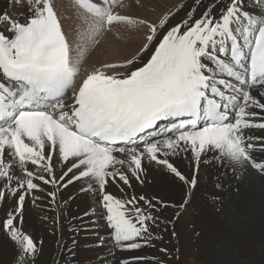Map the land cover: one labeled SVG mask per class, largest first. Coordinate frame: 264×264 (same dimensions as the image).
Instances as JSON below:
<instances>
[{"label": "snow or ice", "instance_id": "6c2138e0", "mask_svg": "<svg viewBox=\"0 0 264 264\" xmlns=\"http://www.w3.org/2000/svg\"><path fill=\"white\" fill-rule=\"evenodd\" d=\"M11 3L24 12H0V201L10 195L15 207L0 223L17 245L18 264L29 259L34 264L36 258V241L16 226L18 218L23 222L27 196L44 191L35 180L56 187L47 192L53 203L61 187L78 181L85 182L81 191L98 188L112 239L122 251H132L156 238L151 224L157 217L151 211L156 206L143 195L124 198L106 191L109 180L130 185L125 168L142 183L147 159L195 187V175L189 181L170 157L190 151L198 171L202 155L212 152L241 170L240 178L249 166L264 175V162L251 154L254 139L264 152V137L247 135L251 128L264 129V117L256 122L258 113L252 111L264 110L252 93L264 89V12L254 15L244 0H226L197 18L202 0H193L175 24V13L159 23L140 20L147 28L142 48L123 63L102 64L77 86L78 61L54 0ZM113 6V0L73 3L85 31L137 23ZM57 162L63 166L58 180Z\"/></svg>", "mask_w": 264, "mask_h": 264}, {"label": "bare ground", "instance_id": "6f19581e", "mask_svg": "<svg viewBox=\"0 0 264 264\" xmlns=\"http://www.w3.org/2000/svg\"><path fill=\"white\" fill-rule=\"evenodd\" d=\"M126 1L130 7V1ZM135 2L138 8H134L130 11L132 14L128 15H132L133 18H130L137 23L132 25L120 23L124 29L102 33L98 38H94L92 47L86 38H90L96 32H90V27L86 26L87 31L83 29L72 34L62 16V26L71 44L74 61L85 58L89 63L79 70L77 86L87 73L100 68L102 64L123 63L142 48L147 28L139 25L140 20L159 23L166 14L175 13L171 20V23L175 24L185 16L193 4V0H135ZM223 3H226V0H202L195 15L199 18L209 5L222 6ZM4 5L5 0H0V12ZM68 6L66 12L70 11ZM146 6L153 12L151 16H146L143 10ZM244 8L254 15L264 12V4L256 5L251 0H244ZM9 11L11 16H16L23 13L24 9L12 5ZM219 11L220 7H214L215 13ZM261 91L264 89H252L253 95L264 103V97L259 95ZM68 95H72V89L68 90ZM252 111L258 113L256 120L264 117V110L254 108ZM247 135L253 138L264 137V129L251 128L247 130ZM253 142L255 147L251 154L256 160L264 162L260 141L254 139ZM180 160L187 167V171L182 174L189 181L195 175L196 185L192 187L183 181L186 194L176 205L167 202L171 200L164 192L167 190L165 184L168 183L165 172H170L165 166L147 159L143 161L142 183L125 168L124 171L131 181L130 185H125L118 179L115 182L109 180L106 191L124 198L135 195L139 198L143 195L156 206L151 209L152 215L157 217L155 223L151 224V231L153 233V226L157 227L156 238L159 240L157 244L174 252L170 255L173 258L168 262L163 259V264H264V175L249 166L244 170L243 178H240L241 170L234 171L226 161L221 162L215 158L212 152L202 155L198 171L190 151L170 157V162L179 171L182 167ZM62 168L61 163H55L53 171L57 180L63 174ZM63 170L66 171V168ZM67 179H71V175ZM34 182L44 191L34 190L27 196L22 211L23 222L21 224L18 218L16 224L37 243L34 264H46L47 260L48 264H55L58 260L68 264H121L122 261L133 257L132 251H122L112 239L111 230L107 227L103 210L100 208L98 188L81 191V188L85 187V182L81 180L68 185L67 188L61 187L53 203L46 194L56 191V187L45 185L40 180ZM37 196L41 199L33 203L34 197ZM139 204L141 207H147L144 206V201H139ZM182 204L185 205L183 208L180 207ZM14 207L15 201L10 195L0 201V212L2 209L5 211L2 219H5L6 213ZM85 213L89 214L85 216ZM71 227L75 228L70 231ZM5 237H0V250L8 252L9 244L13 241L8 235ZM73 241L76 242L74 245ZM14 257L13 264H18L17 254ZM129 261L134 264L133 259ZM31 262L29 259L28 264Z\"/></svg>", "mask_w": 264, "mask_h": 264}, {"label": "rangeland", "instance_id": "374dc122", "mask_svg": "<svg viewBox=\"0 0 264 264\" xmlns=\"http://www.w3.org/2000/svg\"><path fill=\"white\" fill-rule=\"evenodd\" d=\"M128 1H130V4H131L130 7L128 6L127 1L123 0V1L118 2L115 6H113V11L117 12L121 15H127V16L133 18L132 15H128V14H132L130 11H132L134 8H138V7H137L135 0H128ZM251 1H253V0H251ZM54 2L57 4V5L55 4L56 10L59 9L57 11L60 13L61 18L63 16L64 20H66L67 25L69 26L68 29H69L70 33L75 34L78 30H83V28H81L80 22L78 20V14L75 13L74 9H73L74 0H62V1L61 0H58V1L54 0ZM149 4H151V3H149ZM12 5L13 4L11 3V0H5L4 9H2L1 11L3 12L6 10L10 15L9 10L12 8ZM151 5H153V4H151ZM67 6L70 9L69 12H66V10H65V9H68V8H66ZM147 7L148 6L144 7L143 10H144L146 16H151L153 14V12L151 10H149ZM71 8H72V10H71ZM123 11H124V13H123ZM134 12L136 13V11H134ZM67 19H68V21H67ZM124 25H127V24L124 23ZM89 27H90V32H96L93 35L94 38H98L100 35H102V33H111L113 30L124 29V27L120 26V23H114V26H112L111 30H107V28H105L103 30L97 31L92 26H89ZM86 41L88 42L90 47L93 46L94 39L86 38ZM73 50L75 51V48H73ZM86 65H89V63L87 61H85V58H81L78 60L79 70ZM180 165H182L180 172L185 173L187 171L186 164H184L182 162V160H180ZM28 167L30 168V170H35L34 166L29 165ZM165 173L168 177V179H167L168 183L165 184L167 187V190H165L164 192H165V195L168 197V199L171 200V201H167V202H171V203H173V205H176L180 201H182L183 198L185 197V194H186L185 184L183 181H181L174 174L168 173V172H165ZM46 196L49 199H51L47 194H46ZM144 206H146V205L144 204ZM4 213H5V211H3V209H2V211L0 212V222L3 221L2 216L4 215ZM26 217H28V216H26ZM74 228L75 227H71L70 231L73 230ZM157 233H158V228L153 226V234H155V237H157V235H156ZM0 235L4 236V237L5 236L7 237V235H8V233L5 232V230L2 227V223H0ZM34 238H35V232H34ZM155 240H157V241H155ZM157 242H159V240L156 238V239H153L150 242V244H148L147 246L141 247V248L136 249V250H132L133 257H129L125 261H129L130 259H133L134 257H142L144 259L134 260V264H163L164 261L168 262V260L173 258V256H170V255L174 254V252L168 251V250H167V252H162L161 249H165V248L162 245H158ZM164 243L166 244L167 241H164ZM9 245H10V247H8V252H6V251L4 252V251L0 250V264H13V262H14V259H15L14 256H16V254H17V245H15L13 242L10 243ZM170 252H173V253H170ZM64 256L66 257V259H68L65 253H64ZM163 259H164V261H163ZM58 261H56L55 264H68V262L59 261L60 262L59 263ZM75 261H77V259ZM32 263L33 262H31V264ZM46 264H48V260H47Z\"/></svg>", "mask_w": 264, "mask_h": 264}]
</instances>
